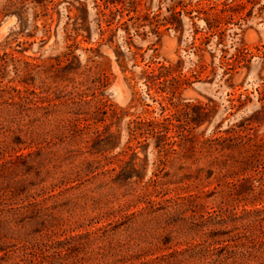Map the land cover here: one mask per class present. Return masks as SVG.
I'll list each match as a JSON object with an SVG mask.
<instances>
[{
	"label": "rangeland",
	"instance_id": "1",
	"mask_svg": "<svg viewBox=\"0 0 264 264\" xmlns=\"http://www.w3.org/2000/svg\"><path fill=\"white\" fill-rule=\"evenodd\" d=\"M263 204L264 0H0V264L209 253Z\"/></svg>",
	"mask_w": 264,
	"mask_h": 264
},
{
	"label": "trees",
	"instance_id": "2",
	"mask_svg": "<svg viewBox=\"0 0 264 264\" xmlns=\"http://www.w3.org/2000/svg\"><path fill=\"white\" fill-rule=\"evenodd\" d=\"M31 154V152L29 153ZM50 207L40 204L37 212L40 214H47ZM207 222L204 225H208ZM223 224L226 225L225 228L211 229L209 232H205V240L210 241V244L214 245L210 252L206 251L207 248H201L198 244H192L181 249H175L170 251L160 259L163 261L160 264H180L185 258L201 259V264H212V260L215 256H212L211 252L217 250V258L224 259L227 262L230 257H233L232 264H246L251 255L256 258L264 259V204L261 206H256L254 208H244L241 212H231L226 220H222ZM4 223L0 224V227H3ZM258 230L262 232L260 235L259 241L257 242L258 246L256 247V254H253L251 251V243L254 242L255 235L258 233ZM223 236L221 240L217 237ZM221 240V241H220ZM168 242V241H167ZM221 243V244H219ZM256 244V243H255ZM219 248L225 249L226 253L219 254ZM208 261V262H206ZM262 262V261H261Z\"/></svg>",
	"mask_w": 264,
	"mask_h": 264
}]
</instances>
